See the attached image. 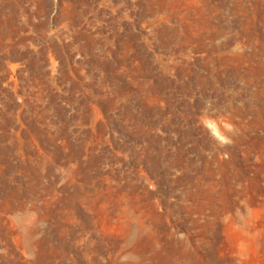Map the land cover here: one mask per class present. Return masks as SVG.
<instances>
[{"label": "rangeland", "instance_id": "rangeland-1", "mask_svg": "<svg viewBox=\"0 0 264 264\" xmlns=\"http://www.w3.org/2000/svg\"><path fill=\"white\" fill-rule=\"evenodd\" d=\"M0 264H264V0H0Z\"/></svg>", "mask_w": 264, "mask_h": 264}]
</instances>
